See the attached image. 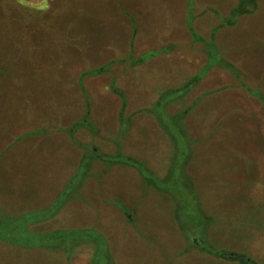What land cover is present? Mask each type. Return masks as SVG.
Wrapping results in <instances>:
<instances>
[{
	"label": "rangeland",
	"instance_id": "374dc122",
	"mask_svg": "<svg viewBox=\"0 0 264 264\" xmlns=\"http://www.w3.org/2000/svg\"><path fill=\"white\" fill-rule=\"evenodd\" d=\"M0 264H264V0H0Z\"/></svg>",
	"mask_w": 264,
	"mask_h": 264
},
{
	"label": "crops",
	"instance_id": "0c3cea01",
	"mask_svg": "<svg viewBox=\"0 0 264 264\" xmlns=\"http://www.w3.org/2000/svg\"><path fill=\"white\" fill-rule=\"evenodd\" d=\"M129 155H131V153L129 154ZM131 167V166H130ZM125 170H127V169H125ZM129 171L130 170H127V171H125L126 173H129ZM136 176V175H135ZM133 178H136V177H134V175L131 173V176L128 178V179H133ZM142 185V184H141ZM144 187V186H143Z\"/></svg>",
	"mask_w": 264,
	"mask_h": 264
}]
</instances>
